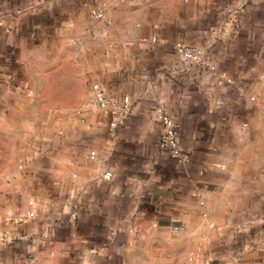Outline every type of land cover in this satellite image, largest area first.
I'll list each match as a JSON object with an SVG mask.
<instances>
[{
	"label": "crops",
	"instance_id": "obj_1",
	"mask_svg": "<svg viewBox=\"0 0 264 264\" xmlns=\"http://www.w3.org/2000/svg\"><path fill=\"white\" fill-rule=\"evenodd\" d=\"M0 264H264V0H0Z\"/></svg>",
	"mask_w": 264,
	"mask_h": 264
},
{
	"label": "built area",
	"instance_id": "obj_2",
	"mask_svg": "<svg viewBox=\"0 0 264 264\" xmlns=\"http://www.w3.org/2000/svg\"><path fill=\"white\" fill-rule=\"evenodd\" d=\"M92 14L96 18H103L105 10L101 7L94 8ZM234 26L239 28L238 24ZM176 54L184 64L205 67L214 72L218 71L217 65L212 60V55L197 44L180 43L176 47ZM229 81L232 80L229 79ZM251 98L255 99L254 96ZM96 102L102 110L111 113L113 119L120 123L124 122L133 112V104L129 96L112 98L106 94L102 87H99L96 91ZM154 115L161 128L160 147L170 156L176 157L181 161L185 160L187 156L181 143V123L177 117L160 105L154 107ZM90 155L95 157L96 152L91 151ZM111 174V172H107L105 176L110 177ZM33 214V212H30L29 216ZM77 217L76 212L72 213L73 219Z\"/></svg>",
	"mask_w": 264,
	"mask_h": 264
},
{
	"label": "rangeland",
	"instance_id": "obj_3",
	"mask_svg": "<svg viewBox=\"0 0 264 264\" xmlns=\"http://www.w3.org/2000/svg\"><path fill=\"white\" fill-rule=\"evenodd\" d=\"M55 57L57 58V57H59V56H55ZM57 60H58V59H57ZM57 60H54V62L57 61ZM64 62H65V61H64ZM54 73H55V72H54L53 70L50 71V74H51V75H53ZM52 82H54V80H52ZM50 93H52V94L54 93V88H53V87L50 88Z\"/></svg>",
	"mask_w": 264,
	"mask_h": 264
}]
</instances>
